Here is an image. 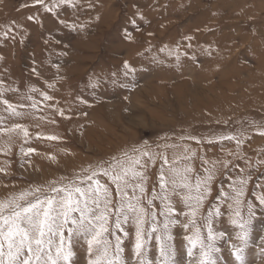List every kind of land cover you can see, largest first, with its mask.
<instances>
[{
	"label": "rangeland",
	"instance_id": "obj_1",
	"mask_svg": "<svg viewBox=\"0 0 264 264\" xmlns=\"http://www.w3.org/2000/svg\"><path fill=\"white\" fill-rule=\"evenodd\" d=\"M53 2L45 0L49 7ZM124 61L131 66L127 76ZM0 88L12 103L37 102L36 109H20L29 113L22 118L8 117L0 106V128L22 123L29 133L0 131V199L72 178L90 165H117L145 142L149 152L181 145L177 155L186 146L189 179L214 176L199 214L217 207L224 213L214 219V230L224 234L217 240L218 264H239L232 248L240 246L239 228L228 220L224 196L239 179L247 180L242 199L254 212L244 261L264 264L258 199L264 195V0H72L51 13L33 0H0ZM188 135L198 140L180 139ZM230 135L235 139H219ZM167 154L171 161L173 149ZM143 163L137 169L151 196L153 188L159 192L162 162ZM100 179L117 198L115 185ZM173 203L180 221L170 227L175 258L188 264L190 230L179 215L186 209ZM154 205L159 211V200ZM241 215L248 217L243 205ZM124 227L130 236L122 258L135 264L134 227ZM76 253L85 264L83 249ZM149 255H156L154 240Z\"/></svg>",
	"mask_w": 264,
	"mask_h": 264
},
{
	"label": "snow or ice",
	"instance_id": "obj_2",
	"mask_svg": "<svg viewBox=\"0 0 264 264\" xmlns=\"http://www.w3.org/2000/svg\"><path fill=\"white\" fill-rule=\"evenodd\" d=\"M72 0H54L51 7L45 0H33L34 5H41L51 13L57 7L71 3ZM34 19V17H28ZM7 35V33H4ZM179 57H177V60ZM124 75L131 69L128 61L123 62ZM0 88V106L8 117L22 118L28 115L23 109L37 108V102L31 97L30 104L12 103L3 98ZM45 100H52L47 93H42ZM86 102V101H85ZM64 116L62 109H57ZM5 117L0 115V121ZM5 133L22 132L28 136V129L22 123H13L11 127L0 128ZM39 135V134H38ZM50 140L56 136L46 137ZM181 140H198L195 136H181ZM219 139H235L234 136H220ZM239 143V141H237ZM181 145H157L159 151L149 152L147 142L144 147H135L123 154L117 165L105 166L103 163L93 168L82 170L72 178L61 177L47 185L29 186L18 193L0 199V264H79L76 249H83L85 264H128L122 258L124 241L129 239L125 225L134 227L132 252L135 264H180L176 260V249L172 243L170 227L180 223L173 214L177 199L186 211H181L186 223L181 226L190 234L185 235L188 264H218L216 253L220 251L217 240L223 233L214 230V219L224 215L217 207L209 208L207 215H200V209L207 196L211 194V183L214 176L211 171L195 182L189 179L192 171L185 161L191 159L185 146L177 155L175 149ZM173 149L171 161L167 150ZM34 149L29 148L28 152ZM194 155V153H192ZM143 158L155 163L162 162L159 174V192L153 188L151 196L147 195V177L137 165L144 167ZM54 159V157H53ZM230 161H224L228 168ZM167 166L165 170L164 166ZM117 168L119 170H117ZM4 169L0 168V172ZM101 175L115 185L117 198H113L108 183L101 182ZM247 180L239 179L232 186L231 193H225L228 220L239 228L236 238L238 247L232 245L233 255L239 264H245L243 245L247 243L249 228L254 216L253 206L242 199ZM259 204L264 206V195ZM159 200L160 208L156 210L154 201ZM145 204L147 206H145ZM247 208L248 217L241 215V206ZM162 217L161 221L158 219ZM206 229V233L202 231ZM118 233H122L118 234ZM155 241L156 255L150 257L152 241Z\"/></svg>",
	"mask_w": 264,
	"mask_h": 264
}]
</instances>
